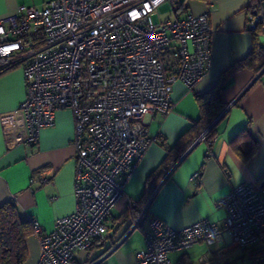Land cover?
Listing matches in <instances>:
<instances>
[{"label":"built area","instance_id":"1","mask_svg":"<svg viewBox=\"0 0 264 264\" xmlns=\"http://www.w3.org/2000/svg\"><path fill=\"white\" fill-rule=\"evenodd\" d=\"M164 2L174 14L180 0H47L42 8L22 5L0 18V73L18 66L25 84L20 104L0 113L6 142L36 143L59 109L68 108L74 122L75 209L50 231L31 220L40 244L37 264H69L77 250L105 235L126 178L157 139L144 116L169 113L172 85L193 89L210 66L209 10L155 22ZM254 3L248 28L264 30V0ZM208 137L207 127L196 141ZM217 206L225 212L222 222L202 218L176 229L150 218L135 264H175L170 252L217 246L225 238L239 249L264 243V186L239 184ZM144 212L130 227L143 225Z\"/></svg>","mask_w":264,"mask_h":264},{"label":"crops","instance_id":"2","mask_svg":"<svg viewBox=\"0 0 264 264\" xmlns=\"http://www.w3.org/2000/svg\"><path fill=\"white\" fill-rule=\"evenodd\" d=\"M46 1L0 0V18L14 14L22 5L42 8ZM254 8L253 0H180L175 8L177 17L209 10L210 66L193 89L180 81L172 85L173 109L169 113L144 116L145 128L157 141L147 147L126 178L124 196L107 218V231L100 238L104 239L87 251L77 250L69 264L87 260L94 264H135L136 253L145 246L143 232L150 218H158L176 229L202 218L222 222L225 212L217 206L220 198L244 182L264 183V66L258 71L240 66L223 80L220 98L227 107L208 141L192 144L169 171L155 180L145 203L138 202L147 177L166 157L167 147H174L199 119L196 95L214 88L221 74L252 49L254 33L248 28V16ZM257 39L264 46V32H259ZM24 96L21 68L14 66L0 73V113L15 109ZM249 136L256 138L257 144L253 153L246 156L239 150L245 149ZM73 139L74 122L68 108L57 110L54 124L42 128L37 142L31 145H9L0 121V204L13 199L21 219H34L45 231L52 230L57 218L75 209ZM195 172H199L198 178L192 177ZM32 177L46 181L31 182ZM132 206L145 208L144 223L128 232ZM26 248L27 257L22 264H37L40 244L33 233L26 238ZM234 248L225 238L217 246L197 243L168 256L175 264L180 260L196 264L202 255L214 261L215 250L226 252Z\"/></svg>","mask_w":264,"mask_h":264},{"label":"trees","instance_id":"3","mask_svg":"<svg viewBox=\"0 0 264 264\" xmlns=\"http://www.w3.org/2000/svg\"><path fill=\"white\" fill-rule=\"evenodd\" d=\"M255 2V0H253ZM255 7V3H254ZM176 13V10H175ZM174 13V14H175ZM264 32L260 27H257L252 32L254 33L252 49L248 55L234 63L227 71L223 72L220 76L218 84L203 94L196 95V101L200 110L199 119L194 122L178 139L174 147H167V154L163 162L147 177L143 189L141 198L138 202L144 204L145 201L151 196L153 188L155 186V180L160 179L172 166L177 163L186 150L193 144L196 137L204 129L210 126L215 118L223 111L226 104L221 100L220 93L223 88V80L226 75L233 69L240 66L253 67L256 71L260 70L264 66V46H261L257 39L259 32ZM14 67V66H13ZM10 69V68H9ZM3 70L1 73L9 70ZM214 125L208 129L209 135L213 133ZM250 139L246 143L244 150H239L243 155L249 156L256 148L257 140L254 137L249 136ZM157 141V139H156ZM173 155V158L171 157ZM170 158V159H169ZM169 159V161H168ZM255 184L260 187L258 182ZM143 206L130 207V222L136 218ZM145 215V212L143 216ZM128 214L122 218L125 219ZM131 224V223H130ZM130 227V226H129ZM128 227V228H129ZM33 233V226L29 220H23L20 218L18 208L15 200L10 199L0 204V264H22L27 257L26 238ZM104 239V238H103ZM103 239H97L89 247L91 249L97 241ZM88 249V250H89ZM248 250L249 255L256 260V264H264V245L255 246L252 248L242 249ZM232 251V250H230ZM230 251L223 252L221 250H215L213 252V259L216 264H234L231 260ZM84 263H90L89 260ZM176 264H187L180 260Z\"/></svg>","mask_w":264,"mask_h":264},{"label":"rangeland","instance_id":"4","mask_svg":"<svg viewBox=\"0 0 264 264\" xmlns=\"http://www.w3.org/2000/svg\"><path fill=\"white\" fill-rule=\"evenodd\" d=\"M172 12V5L169 2H164L158 7L152 18L155 22H158L159 20H164L168 17H174V14ZM230 255L231 260L234 264H256V260L250 257L248 250L244 251L239 248H234L232 251H230ZM195 261L196 264H202L199 263V258H197ZM204 263L216 264L214 261H211L209 259H206Z\"/></svg>","mask_w":264,"mask_h":264},{"label":"water","instance_id":"5","mask_svg":"<svg viewBox=\"0 0 264 264\" xmlns=\"http://www.w3.org/2000/svg\"><path fill=\"white\" fill-rule=\"evenodd\" d=\"M227 107V106H226ZM226 107L223 109V111L215 118V120L210 124V126L208 127V129L210 128V127H212L217 121H218V119L223 115V113L225 112V110H226ZM196 142H198V141H195L193 144H195ZM188 151V150H187ZM186 151V152H187ZM185 155V153L181 156V157H183ZM261 186H264V183H262L261 184ZM131 223V222H130ZM129 223V226L131 225ZM128 226V227H129ZM135 227H129V231L128 232H130L131 230H133Z\"/></svg>","mask_w":264,"mask_h":264}]
</instances>
